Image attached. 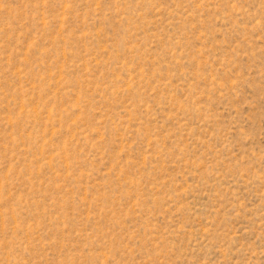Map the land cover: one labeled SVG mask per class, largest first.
<instances>
[{"label":"rangeland","instance_id":"374dc122","mask_svg":"<svg viewBox=\"0 0 264 264\" xmlns=\"http://www.w3.org/2000/svg\"><path fill=\"white\" fill-rule=\"evenodd\" d=\"M0 264H264V0H0Z\"/></svg>","mask_w":264,"mask_h":264}]
</instances>
